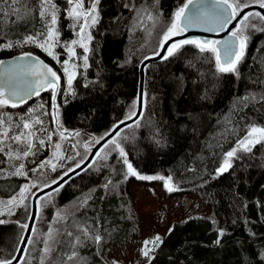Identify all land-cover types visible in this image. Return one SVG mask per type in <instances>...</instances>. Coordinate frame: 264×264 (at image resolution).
I'll return each mask as SVG.
<instances>
[{
  "label": "trees",
  "instance_id": "1",
  "mask_svg": "<svg viewBox=\"0 0 264 264\" xmlns=\"http://www.w3.org/2000/svg\"><path fill=\"white\" fill-rule=\"evenodd\" d=\"M32 2L25 9L22 6L26 3L17 8L8 0H0V39L5 43H14L38 30ZM56 3L61 10V39L70 40V21L64 13L67 1ZM185 3L187 0H100L99 22L93 27L87 53L89 66L79 68L70 94L64 92L63 47L58 49L60 62L29 45L1 49L0 61L22 56L26 50L44 59L60 76L57 100L65 129L92 139L104 137L136 111L133 102L138 98L140 64L145 57L159 52L162 34ZM141 9H153L160 18L150 48L138 24V13L145 12ZM238 70L239 78L214 75V55L201 53L193 45H184L176 55L146 69L147 103L139 124L135 123L137 132L124 142L126 158L141 173L171 176L181 189L178 194H195L210 210L208 215L176 221L173 231L153 253L152 264H264V144L256 145L251 153L239 151L237 155L242 159L234 160L232 169L212 179L224 153L244 135L247 125L264 123V101L259 99L264 93V32L252 33ZM253 93L256 100L240 102V98ZM47 95H51L50 89L39 96ZM54 125L57 128L55 122ZM123 159L115 154L104 163L92 164L58 193L40 201H50L42 214L46 216L43 224L47 233L49 229L55 231L57 240L70 239L62 233L73 219L87 221L105 237L100 248L102 257L96 254L92 241L78 249L81 256L87 257L86 264H108L111 248L141 240L143 221L130 191L133 179H124L127 169ZM5 167L6 158L0 152V170ZM109 179L113 184L119 182L115 191L103 187ZM25 180L21 176L0 179V197L7 199L16 194ZM85 196H89L87 205L77 207ZM57 212L66 219L57 222ZM30 213L31 207L27 206V211L21 207L0 224V259L19 247L24 234L20 224L27 221ZM221 230L224 235L216 244ZM56 247L59 250L61 246ZM40 255L38 251L30 264H39Z\"/></svg>",
  "mask_w": 264,
  "mask_h": 264
},
{
  "label": "snow or ice",
  "instance_id": "2",
  "mask_svg": "<svg viewBox=\"0 0 264 264\" xmlns=\"http://www.w3.org/2000/svg\"><path fill=\"white\" fill-rule=\"evenodd\" d=\"M15 2V0H13ZM86 0H67V4L69 7L64 9V13L67 19L74 21V24L78 26L77 35L79 36V41H72L73 45L79 43V46L83 48L85 55L82 57L84 62V67L87 68L88 65V56L86 55L90 49L87 46V42L92 40V36L87 30L90 27H94L99 22V15L97 12V5L99 4V0H92L89 7L85 8ZM210 3V11L207 13H193L192 15H187L186 12L189 9L190 5L198 4V7L203 6L204 0H187V3L183 4L173 15L171 24L166 28L163 34L162 42L160 47L163 49L164 43L180 33H183L187 27L190 26L195 20L200 19L202 16L206 20H210L213 24L216 25V28H209L208 31H223L230 25L233 21H237V17L239 20L237 21L238 26H234L235 30H232L230 33V39L228 41L223 42L224 55L221 58L220 50L218 45L221 43L219 41H209V40H181L171 44L166 51V55L162 57V59H168V57L176 55L180 49L184 45H193L201 53H212L215 57V74L225 75L232 74L236 78H239L240 73L238 70V66L243 61L246 50L248 47V41L250 36L246 33L249 30L264 32V26L259 24H254L251 22L252 19H258L262 24H264V14L261 12H244L246 8H251L253 4L258 5L259 8L264 9V0H252V3H248L247 0H209ZM127 7V5H125ZM35 7L37 9V18L42 22L43 27L39 30L24 36L22 39L16 40L14 43L8 42L5 43L3 39H0V47L4 48H12L16 45L22 46L23 44H33L36 47L43 49L49 56H52L53 59H57V62H60L56 55H54L51 50L58 43V17L60 14V8L55 0H36ZM140 11H147L146 9H141ZM241 13H244L241 16ZM30 14V13H29ZM148 20H153V16L151 14L147 15ZM67 51L69 53V60L76 56V53L73 51L72 47H68ZM160 53L154 52V55H159ZM145 59H150V57H145ZM208 57H204V60H207ZM20 61H30L26 65H22L23 73L25 76H32L34 80L28 82L27 86L23 89L18 87L15 84L6 85L5 88H0V109L6 107L15 108L23 103H26V100L30 96H39L41 90H52V109L54 111H44L43 115H51L53 121L56 123L57 128L62 127L59 121L60 113H59V105L55 103L56 95H57V86L60 81V76L54 71L51 67L45 64L43 61L38 60L37 57L32 56L30 53H25L24 55L19 57ZM3 61H0L2 64ZM64 65V72L67 75V83L69 90H71V85L73 79L75 77V72L69 73V69L66 66L68 64V60L62 62ZM191 65L192 62L189 61ZM194 66V65H193ZM75 67V65H73ZM147 94L141 93V96L138 97L133 102V109H136L137 106H145L147 103L146 99ZM257 95L255 93L250 94L249 96H244L240 98V102L244 103L250 100H256ZM259 99L264 101V93L260 94ZM40 109H43V105L39 106ZM36 109H30V113H34ZM137 115L136 111L133 110L128 119H131L132 116ZM142 115V113H141ZM120 123H124L121 121ZM136 123L139 124V117L136 120ZM39 125L40 127H36ZM118 127V126H117ZM17 129L19 131H17ZM65 131L59 132L60 139H65ZM116 131V128H113L111 131L106 133L107 137H111L113 132ZM10 132L12 133L10 135ZM37 133H43L47 136V141H52V136L54 133L49 132L47 128L43 127V121L36 117L35 119L32 116L25 114L24 116L19 117L18 123H13V117L9 115H5L0 112V152L4 151V148L7 147L9 149L7 155L9 159L19 160L21 158H26L30 155H35L33 148L35 144L33 143V139L40 146H45V139L37 135ZM75 136H80V132H75ZM100 140H105L104 145H102L101 149L97 151L95 154V158L90 161L86 166L91 167L92 164L96 162V159L104 160L105 156H100L99 153L103 151V148L107 146L109 142L114 143L115 147L119 149V155L123 159V163L126 165V172L124 174V179L126 180L129 175L136 176L137 179H159L164 181V187L167 191H179V189L172 181V177H149L139 175L135 169H133L131 163L128 162L126 158V153L123 148L120 147L115 140H107L105 137L94 138L93 142L99 144ZM8 141H12L17 145H22V150L17 151L11 148V146L7 143ZM258 144H264V126H259L256 124L247 125L246 130L244 131V135L238 139L233 146V148L224 153L223 162L215 169V172L212 174V179H217L219 176L223 175L225 172L229 171L233 168V161L240 160L242 157L238 156L237 153L239 151L251 153L253 148H255ZM61 145L59 143L55 144V148L57 152L53 153V156L58 159H65V157L59 153ZM75 147V145H73ZM85 150H88V144L84 145ZM79 155V153H77ZM67 159H75V157H67ZM51 166L52 171H56L57 164L52 162L51 160L41 161L40 165L33 169V173L43 169L47 166ZM63 166V165H61ZM81 167V162H77L76 165L70 169V171H75L76 168ZM24 165L20 164L16 170L11 173L15 176H22L27 178V174L24 172ZM192 170V169H190ZM68 172L65 171L64 174L58 179H54L51 182L45 184L43 187L52 188L55 184L57 187L53 188L54 193H58L63 185L60 183L61 180L64 179V176H67ZM119 182H117L118 184ZM207 183V181H204ZM117 184H113L112 180L109 179L103 185L106 190L115 191ZM37 183L34 181H30L29 184L21 186L18 194L12 195L6 202L5 207L8 210L9 214H15L12 211L11 206L16 207H24L27 211V205L24 204V201L28 199V193L31 192L32 188L37 187ZM111 186V187H110ZM43 191V188H41ZM49 196L52 193L48 194ZM89 196H85L83 200L79 201V205H87ZM39 201V198H37ZM0 215H4L3 211H0ZM28 219H36L35 215L29 216ZM66 219L65 216H62L60 212H57V222L60 220ZM214 222V221H213ZM6 223L5 220H0V224ZM98 226H100L98 224ZM20 227L25 231L31 233V229L27 223H21ZM71 229H75V232ZM173 231V228L168 229V233L170 234ZM66 237L70 238L67 240H57L56 234L53 229H49L47 233V239L43 241V247L40 250L41 255L39 256V264H86L87 257H83L80 255L78 249L80 247L87 246L88 241H92V243L96 246V254L102 257V252L100 248L105 240V237L101 235L99 232L95 231V229L88 226L87 221L81 222L77 219H73L72 224L68 225L63 233ZM224 235V232L221 230L218 233V238L215 241L216 244L220 243V238ZM21 244L24 245H35V242L27 237H24L20 240ZM163 244V239L160 235H156L151 239H146L143 241L140 253L145 258L146 264H152V260L155 259L153 253L159 248V246ZM57 245H60V249L57 250ZM67 248L68 251L65 252L64 249ZM56 255H53V253ZM17 253L19 255H17ZM25 249L17 247L16 251L9 254V257L0 259V264H13V261L16 264H24L23 257L25 256ZM264 259V255L261 257ZM112 264H118V262L113 261Z\"/></svg>",
  "mask_w": 264,
  "mask_h": 264
},
{
  "label": "rangeland",
  "instance_id": "3",
  "mask_svg": "<svg viewBox=\"0 0 264 264\" xmlns=\"http://www.w3.org/2000/svg\"><path fill=\"white\" fill-rule=\"evenodd\" d=\"M8 1L10 2L11 6L13 7L16 6L17 8L19 5H22L23 3H26L24 6H22L24 8L25 7L27 8L30 6L29 4L30 0H15V2H13V0H8ZM91 2L90 3L86 2L85 8L89 7ZM247 2L252 3V0H247ZM35 3H36V0L32 2L33 9L35 12H37ZM55 3H56V0H55ZM99 3H100V0H99ZM155 6L157 7V3H155ZM148 11H151V12H148ZM97 12L100 17L99 4L97 5ZM152 12H153V9L151 10L147 9L146 12H143V14H141L140 12L138 13V16H137L138 18H140L139 23H138L139 28L145 33L144 41L148 43L147 48H150L153 44V40L155 39V34L157 33V26L159 25V20H160V18L158 19V17L154 15V12L153 13ZM144 14H145V18L143 19ZM148 14H151L153 16V20L147 19ZM58 21H59V17H58ZM69 21H70V28L72 31L71 39L62 40L61 31L57 25L59 43L51 50L53 51L54 55H56L59 60L60 53L58 49L60 47H63L65 51V56H66L65 61L68 60V64L66 66L69 69V73L75 72V77L73 79L74 81L78 74L79 68L81 66H84L82 57L85 55V53H84L83 48L79 46V43L75 45L71 43L74 40L79 41L80 38L77 35L78 26L74 24V21L72 20H69ZM251 22L254 24H259L261 26H264V24H262L258 19H252ZM170 24L171 23H169L168 26ZM38 26H39L38 30L43 27V24L41 21H38ZM87 32L90 33L91 36L93 37V34H92L93 27H90L87 30ZM253 32L254 31L249 30L246 34L251 37ZM163 34L161 36L160 45L162 42ZM249 41H248V45H249ZM86 43H87V46L89 47L90 42L86 41ZM23 45H29V47L35 46L33 44H23ZM68 47H72L73 51L76 53V56L73 57L71 60H69V53L67 51ZM1 49H12V48L0 47V50ZM41 50L45 52L43 49ZM78 50H82L83 54L79 55ZM25 53H30V50L29 51L26 50ZM45 53L47 54V52ZM48 57L50 59H53L52 56L48 55ZM53 60L57 61V59H53ZM73 65H75V67H73ZM62 66H63V71H64V65ZM64 75H65V83H66L64 92L66 94H70L72 91V85H71V90H69L68 83H67V75L65 74V72H64ZM50 91H51V95L38 96L36 99L30 102L23 109H19L21 105L15 108L6 107L3 109H0V112L4 113L5 115L10 114L13 117V123H18L19 117L24 116L25 114L32 116L33 119H35L36 117H39L43 121V127L47 128L49 132L54 133L52 136L51 142L47 141V136L45 134L37 133V135H40L45 139L46 144L45 146H40L38 142H36L35 139H33V143L35 144L33 151L35 152V155H30L26 158L15 160V159H9L7 155L9 149L7 147H5L4 151L2 152L6 158V167L0 170V179L5 178V177L15 176V175H12L11 173H13L20 164H23L24 165L23 170L27 174V178L24 177L26 180L23 186L29 184L30 181H34L38 185L37 187L32 188L31 192L27 194L28 199L24 201V204L27 205L28 207H31L32 198L38 190H40L41 188H44L43 186L51 182L52 180L58 179L59 177H61L64 173L61 174L57 178H56V175L61 173V171L65 169L66 167H68L71 163L73 164H72V167H70V169H72L76 165L77 162L82 163L85 159H87V157L90 154L91 148L94 147V145L96 144L93 142V139L90 136L87 137L83 135H80V136L74 135L73 137H71L68 131L65 132L66 138L60 139L59 132L66 130L64 125L62 124L61 118L59 117V121L62 127L57 129L54 125L52 116L42 114L44 111H49V112L53 111L51 107L52 106V103H51L52 90L50 89ZM40 105L44 106L43 109H40L39 107ZM30 109H36V111L34 113H30L29 112ZM252 124L264 126V123L259 124L257 122H254ZM36 127L38 128L40 126L37 125ZM137 130H138V125L133 124L125 128L124 130H122L116 136V138H114V140L116 143L120 145L121 148H123L124 142L126 140L133 138ZM17 131L19 130L17 129ZM11 134L12 133L10 132V135ZM7 143L14 150H17V151L22 150V147H23L22 145H17L13 143L12 141H8ZM56 143H59L61 145L59 149V153L62 154L65 157V159H58L53 156V153L57 152L55 148ZM86 143L88 144L87 151L85 150V147H84ZM73 145H75V147H73ZM0 147H3V146L0 145ZM77 153H79V155H77ZM115 154H119V149L115 147L114 143L110 142L107 144L106 147L103 148V151L99 153L100 156L106 155L107 158L104 160L96 159L95 163L96 164L104 163L106 160H109V158L112 155H115ZM67 157H75V159L69 160L67 159ZM44 160H51L52 162L56 163L57 164L56 171H52V168L49 165L33 173L32 170L36 169L40 165L41 161H44ZM69 170H67V172ZM136 172L142 176L156 177V175L144 174V173L139 172L138 170H136ZM129 178L133 179V182L131 183V186H130V191L135 200L134 207L143 221L142 222L143 224L142 225V237L140 241L132 240L123 245L111 248L108 254V262H107L108 264H112L113 261L118 262V264H146L145 258L140 253V248L144 240L151 239L152 237L156 235H160L161 238L164 240L165 236L168 233V229L170 227L172 228L173 224L176 221H180L182 219L189 218L191 216L210 214L209 208L205 206L200 201L199 197L196 196L195 194H178L177 193L178 191L169 192L164 187V181L159 180V179H152V180L143 179L142 180V179H137L136 176H131V175H129ZM176 186L178 187V185ZM18 192L16 194H18ZM8 199L9 198L4 199L0 197V211L4 212V215H0V220H6L7 217H11V215H14V214H9L7 208L5 207ZM47 204H50L49 199H44L42 200L41 203L39 202V213H38L37 221H36L34 231L31 237V240L35 242V245L34 246L28 245L26 254L23 258L24 264H30L31 262L35 260L37 252L40 251V249L43 247V241L47 239V230L44 228V224H43L46 216L42 215ZM11 207L14 213H16V211L19 208H21V207H16V206H11ZM28 220L29 219H27L25 223H28Z\"/></svg>",
  "mask_w": 264,
  "mask_h": 264
},
{
  "label": "water",
  "instance_id": "4",
  "mask_svg": "<svg viewBox=\"0 0 264 264\" xmlns=\"http://www.w3.org/2000/svg\"><path fill=\"white\" fill-rule=\"evenodd\" d=\"M210 11V3L209 0H204V4L203 6L198 7V4H193L189 6V9L186 12V16L187 15H192L193 13H207ZM244 12H261L262 14H264V9H261L258 7V5L253 4V6L251 8H246L244 10ZM244 13H241V16ZM239 20V17H237V21ZM237 21H233L230 25L227 26V28L223 31H208L207 29L209 28H216V25L213 24L210 20H206L203 16L200 19L195 20L193 23L190 24L189 27L186 28V30L183 33L177 34L173 37H171L167 43H164L163 45V49L161 48L159 51V55H151L148 56L150 57V59H144L142 61V63L140 64L139 67V71H140V82H139V89H138V97L141 96V93H145V81H146V69L149 65L152 64H157L160 63L162 61H164L165 59H162L163 56L166 55V51L165 49H167L171 44L177 42V41H181V40H185V39H189V40H209V41H219L221 42L218 47L220 50V54H221V58H223L224 55V49H223V42L228 41L231 37H230V33L232 30L234 29V26H238L237 25ZM38 58V60L43 61L45 64H47V62L42 59L39 56L36 55H32ZM20 57V56H19ZM19 57H13V58H9V59H5L3 61V63L0 65V88H5L6 85L9 84H15L18 87H20L21 89L25 88L28 84V82L34 80V77L32 76H25L23 73V69H22V65H26L28 64L30 61H20ZM48 65V64H47ZM45 90H41L40 94H42ZM57 95H56V100L55 103L58 105V94L60 92V84H58L57 86ZM36 97L38 96H30L27 98L26 103H29L31 101H33ZM52 100V99H51ZM23 103V104H26ZM54 111V109H53ZM136 113L137 115L132 116L131 119H124L122 121H124V123H118L115 125L114 128H116V131L113 132L111 137H107L106 135L104 136L105 139L111 141L114 138H116V136L125 128L133 125L136 123L137 118L139 117V120L141 119L143 113H144V106H137L136 109ZM142 113V115H141ZM118 126V127H117ZM70 133V132H69ZM70 136L73 137L74 133H70ZM105 140H100L99 144H95L94 147L91 148L90 150V154L87 157V159H85L82 163H81V167L80 168H76L75 171H69L67 176H64V179L60 181V183L64 186L70 179H72L73 177L79 175L80 173L84 172L86 169H88L89 167H87L86 165L92 161L95 158V154L97 153V151L99 149H101L102 145H104ZM110 143V142H109ZM57 187V185H53L52 188H47L44 187L43 191L38 190L33 198H32V203H31V213L30 216L35 215L36 219H29L28 220V225L29 228L32 230L31 233H29L28 231H25L23 234V237H27L28 239H31L33 231H34V227L37 221V217H38V213H39V202L40 200L47 196L49 193H53V188ZM37 198H39V201L37 200ZM20 248H24L25 249V253L26 250L28 248V245H24L21 244L19 245ZM17 255H19L17 253ZM24 258V257H23ZM13 264H16L15 261H13Z\"/></svg>",
  "mask_w": 264,
  "mask_h": 264
},
{
  "label": "flooded vegetation",
  "instance_id": "5",
  "mask_svg": "<svg viewBox=\"0 0 264 264\" xmlns=\"http://www.w3.org/2000/svg\"><path fill=\"white\" fill-rule=\"evenodd\" d=\"M51 102H52V100H51Z\"/></svg>",
  "mask_w": 264,
  "mask_h": 264
}]
</instances>
